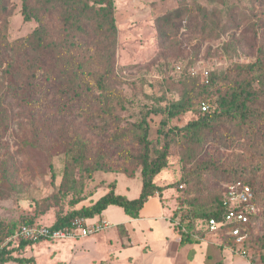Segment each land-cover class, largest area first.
I'll return each mask as SVG.
<instances>
[{
    "label": "rangeland",
    "instance_id": "obj_1",
    "mask_svg": "<svg viewBox=\"0 0 264 264\" xmlns=\"http://www.w3.org/2000/svg\"><path fill=\"white\" fill-rule=\"evenodd\" d=\"M87 2L90 7L78 14V21L76 4H49L47 12L42 6L40 23L32 7L41 1L28 0L31 16L25 20L23 0H0V31L5 36L0 68V250H9L12 257L1 264H250L218 244L222 235L180 244L175 262L161 255L164 233H173L172 213L209 209L235 177L248 180L255 190L258 212L247 246L256 264H264V91L258 90L250 124L216 119L200 143L178 130L198 117L200 100L212 110L216 96L231 90L236 79L252 78L254 72L238 71L236 65L261 58L264 66V0H111L110 6ZM109 12L115 25L114 50L105 61L110 37L104 39L96 23ZM168 13L174 29L160 38L157 25L165 23L159 18ZM75 22L85 30L73 27ZM107 70L106 80L118 96L112 113H105L92 98L65 91L70 75L81 71L82 83L99 94L96 80ZM189 70L229 75L226 82L205 88L191 110L168 117L167 107L181 97ZM152 109L157 112L146 118L151 153L168 145L166 166L153 178L164 189L147 199L138 221L114 209L104 215L107 219L88 220H111L108 229L22 246L25 239L15 237L19 225L51 226L57 212L91 205L111 184L117 194L138 196L141 165L136 155L142 147L133 125ZM81 154L82 161L72 160ZM67 165L74 167L73 188L65 184ZM96 165L105 168L93 169ZM50 195L52 206L36 210V203ZM125 215L128 220L114 224Z\"/></svg>",
    "mask_w": 264,
    "mask_h": 264
},
{
    "label": "trees",
    "instance_id": "obj_2",
    "mask_svg": "<svg viewBox=\"0 0 264 264\" xmlns=\"http://www.w3.org/2000/svg\"><path fill=\"white\" fill-rule=\"evenodd\" d=\"M41 1V4L38 3L36 7H32L33 9H36V13L34 18L38 20V22L42 23V16L39 15L40 10H42V6L45 7V12H47L49 9H51V6H56L60 3L65 4H76L78 8V13L76 14L77 21L80 19L78 18V14L85 11V8L90 7L88 5L87 0H39ZM93 3H97L99 5L105 4L106 6H110L111 0H92ZM207 2H219L223 0H205ZM83 3L82 7L80 5ZM51 6H50V5ZM40 6V7H39ZM29 3L28 0H23V10H24V19L30 20L31 11L29 10ZM39 8V9H38ZM102 10V8L99 9V11ZM84 14V13H81ZM109 15L107 19L100 20L98 23H96L97 28H102L104 33L106 34L104 39H109L107 46H104V49L107 51V53L103 55V58L105 61H108L109 58L112 57L113 50H114V43L111 39V34L115 32V25L113 22V18L111 13H108ZM207 14V13H206ZM171 15V14H170ZM170 15L165 14L162 17H160L159 21H164V25L162 23L158 22L157 25V31L160 38H165L169 34V30L174 29V24L172 23V20H170ZM73 27H77L80 29L85 30L83 26H81L78 22L73 23ZM41 33V28H38L35 31V34L38 36ZM109 36V37H108ZM5 43V36L0 31V68L3 65V57H2V47ZM238 71H247L253 73L252 78L250 79H243V80H235L233 83V87L231 90H229L226 93L218 94L216 96V99L214 102V109H210L209 103L206 100H198V109H199V115L197 118L192 119L188 121L184 126L178 128L180 131H184L186 134L193 137V142L200 143L201 140H204V132L209 129V126L212 121L216 119H226V120H238L240 124H250L251 121L254 119L256 115V100L258 99V90L264 91V66L262 63L261 58H258L253 63H248L244 65H236ZM176 69L179 70V72H182L183 68H181L180 65H176ZM109 71H106V74L100 73L98 76L97 87L99 88V94H95L92 90V86L90 84L86 85L82 83L84 81L83 73L80 72H74L70 75L67 85L65 87V91L68 92H74V94L78 97L81 95H84L88 99L92 98L93 100L97 101L100 104V108L105 109V113L110 112L112 113V110H114V106H112V101L114 98L117 100L118 96L115 93L114 90L110 88V83L106 80V76L109 75ZM187 79L183 82L185 85L183 93L181 94V97L176 100L169 103L167 107V114L168 117L175 116L177 114L186 112L188 110L192 109L193 104L197 101V99L204 93L205 88H210L211 86L217 84L218 81L222 80L226 82L228 80V75L219 77L215 73H208L207 75L203 74V71L196 72L194 74H191L190 70L188 72ZM200 78V79H198ZM201 80V81H199ZM257 83V88L254 87V84ZM84 84V85H83ZM83 96V97H84ZM198 96V97H197ZM197 97V98H196ZM120 101V100H119ZM202 103H207L208 109L205 111H200V106ZM150 112H157L155 109H152L150 111H146L143 115L142 119L135 123L133 125V131L136 133L138 137V142L141 144L142 151L136 155V158L139 160V163L141 165L140 169V180H141V188L139 195L135 198H127L126 196L122 194L115 193V184H111L110 190H108L106 193L101 195L94 203H92L89 206L81 207L80 209H74L68 213L62 214V212H57L55 221L50 226L52 228H63L69 224V222L76 216L84 217L86 219L94 218L96 216H101L102 212L109 206V205H116L123 209L124 213L128 215L131 218H137L141 208L143 207L144 203L147 201V199L151 196H153L156 192H161L164 188L155 184L153 181V178L156 174H158L165 166L167 162V151H168V145L163 144L159 148L153 149V153H151V141L148 138V130H149V124L147 122V116ZM1 120V118H0ZM105 128V127H104ZM102 128V130L104 129ZM190 157H195V154L189 155ZM83 155H77L74 156L72 160H78L82 161ZM190 159V158H189ZM187 159V160H189ZM105 167H102L101 165H96L93 167V169H103ZM73 170L74 167L71 165H67L66 169L64 171V179L65 184L69 188H73L76 181L73 177ZM241 180L247 185L250 186L252 192H253V199L252 204L255 207V212L251 215H249V223H248V238L246 241V247L247 243L249 241V229L252 222V219L255 218L257 215V205H256V194L255 190L252 186V183L248 180H245L243 177H235L228 182ZM226 182V183H228ZM225 183V184H226ZM183 188V185L182 187ZM224 189L225 185L217 195L216 198V204L212 205L214 207H210L209 209H203L198 212H190L188 213H182L180 210H175L171 217L170 221L173 224V228L176 232H179L181 234L180 238V244H185L188 242L198 241L195 239L194 235L198 232H200L201 228L204 224L208 223V219L210 218H216L217 220L220 219L223 208H222V200L224 198ZM53 198V195L47 196L41 201H38L36 203V210L40 212H44L46 209H48L50 206H52L51 199ZM177 221V223H175ZM27 224V223H22ZM21 224V225H22ZM20 226V225H19ZM183 227L184 231H181L180 228ZM223 244L229 245L231 244V241L223 238L222 239ZM33 241H23L21 243L22 246L32 244ZM225 245H222L224 247ZM12 257L10 255V251L6 250L5 248L0 250V264L5 263L9 260H11ZM209 264H223L221 260L214 261Z\"/></svg>",
    "mask_w": 264,
    "mask_h": 264
},
{
    "label": "built area",
    "instance_id": "obj_3",
    "mask_svg": "<svg viewBox=\"0 0 264 264\" xmlns=\"http://www.w3.org/2000/svg\"><path fill=\"white\" fill-rule=\"evenodd\" d=\"M196 71H191V74ZM207 75V71H203ZM208 109L207 103H202L200 111ZM182 187V185H180ZM253 192L249 185L241 180L228 182L225 184L224 198L222 200L223 213L220 219L210 218L208 223L200 227V232L194 235L198 241L205 236L222 235L231 241V244L225 245L222 240L219 245H225L232 253L238 254L248 259L250 264H256L257 257L246 247L248 238L249 215L255 212L252 204ZM177 223V221H175ZM111 226V223L105 219L88 222L84 217H74L67 226L63 228H52L45 225L22 224L18 227L15 237L23 238L27 241H39L41 239H64L86 237L98 233ZM184 231V228H180ZM181 238V234L177 232Z\"/></svg>",
    "mask_w": 264,
    "mask_h": 264
},
{
    "label": "crops",
    "instance_id": "obj_4",
    "mask_svg": "<svg viewBox=\"0 0 264 264\" xmlns=\"http://www.w3.org/2000/svg\"><path fill=\"white\" fill-rule=\"evenodd\" d=\"M140 188H141V185H140ZM139 195V194H138ZM153 197V196H151ZM135 198V197H134ZM147 202V201H146ZM114 209H120L123 211V209L119 206H116V205H109L101 214V216L99 217H103L105 218L104 215L106 214H110L112 212V210ZM96 217L94 218H90V219H87V220H94ZM141 218H146V217H141ZM148 218H153V217H148ZM160 218H162V216H160ZM168 218V217H167ZM170 218V217H169ZM107 219V218H105ZM129 217L128 216H124L122 220H119V221H114V224H117V223H122L124 222L125 220H128ZM135 220L138 221V219L136 218ZM111 222V220L109 221ZM113 223V222H111ZM108 229V228H107ZM165 237V245L166 246H162L164 249L162 250L161 252V255L163 254V258H166V259H170L172 260L173 262H175L174 259H177L179 253L177 252L178 248L180 247V236L178 235V233L174 230L173 228V233H170V234H166L164 233L163 235ZM132 242L134 244H138V243H141V242H138V240L136 239H133ZM228 257V256H227ZM231 264L233 263L232 260H230Z\"/></svg>",
    "mask_w": 264,
    "mask_h": 264
}]
</instances>
